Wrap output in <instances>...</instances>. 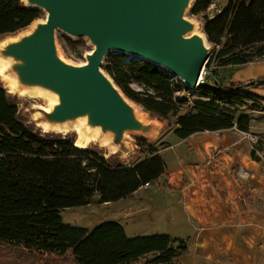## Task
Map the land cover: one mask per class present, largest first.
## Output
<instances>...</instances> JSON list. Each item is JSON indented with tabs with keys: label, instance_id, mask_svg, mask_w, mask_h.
I'll return each mask as SVG.
<instances>
[{
	"label": "trees",
	"instance_id": "1",
	"mask_svg": "<svg viewBox=\"0 0 264 264\" xmlns=\"http://www.w3.org/2000/svg\"><path fill=\"white\" fill-rule=\"evenodd\" d=\"M212 2L195 0L191 14L200 18L213 46L205 67L220 85L195 87L200 97L188 111L179 112L187 100L176 93L191 88L166 68L119 51L108 54L101 66L127 98L158 118L173 117L171 129L180 139L234 125L246 132L250 117L239 106L261 109L260 103L247 104L241 89L223 85L218 70L264 60V0H226L210 16ZM40 16V8L26 7L22 0H0V35ZM252 87H264V78L247 88ZM137 145L143 157L128 166L115 154L104 156L77 147L68 136L34 130L19 119L15 102L0 85V250L11 252L2 264H31L32 258L38 264H176L187 250L183 239L166 233L130 237L116 220L91 228L62 222L60 212L66 208L126 198L164 174L166 163L158 153L163 142L138 137Z\"/></svg>",
	"mask_w": 264,
	"mask_h": 264
},
{
	"label": "crops",
	"instance_id": "2",
	"mask_svg": "<svg viewBox=\"0 0 264 264\" xmlns=\"http://www.w3.org/2000/svg\"><path fill=\"white\" fill-rule=\"evenodd\" d=\"M226 69L228 84L264 78V60ZM251 89L264 98V87ZM252 127L198 131L183 139L172 129L162 131L152 143L163 142L158 153L164 174L126 198L102 203H123L110 220L124 229L130 224L133 236L141 231L183 239L187 250L176 264H264V150L251 140ZM131 153V159L119 155L120 161L130 166L142 159Z\"/></svg>",
	"mask_w": 264,
	"mask_h": 264
},
{
	"label": "water",
	"instance_id": "3",
	"mask_svg": "<svg viewBox=\"0 0 264 264\" xmlns=\"http://www.w3.org/2000/svg\"><path fill=\"white\" fill-rule=\"evenodd\" d=\"M188 1L29 0V4L46 10L48 19L33 36L12 48L24 60L23 64H13L14 72L21 83L40 82L62 92L61 106L51 116L92 108L93 121L117 136L122 135L124 127L150 131V126L139 125L133 119L131 106L121 99L112 79L101 71L103 57L109 49H114L166 68L190 88L208 85L202 74L209 52L200 37L185 36L188 23L182 13ZM56 29L91 39L94 47L91 55L86 54V65L72 67L57 58ZM209 76L215 85H220L212 74ZM256 82L237 84L234 89ZM48 117L45 112V118Z\"/></svg>",
	"mask_w": 264,
	"mask_h": 264
},
{
	"label": "rangeland",
	"instance_id": "4",
	"mask_svg": "<svg viewBox=\"0 0 264 264\" xmlns=\"http://www.w3.org/2000/svg\"><path fill=\"white\" fill-rule=\"evenodd\" d=\"M24 5L26 7H35L40 8L41 10V16L37 19H35L29 26H26L23 29H20L18 31L3 34L0 35V43L4 41H10L18 39L23 34H26L32 26L40 21H43L46 17V10L39 7L36 4H29L27 0H22ZM195 0H189L187 5L183 9L182 17L183 19L188 23V28L185 31L186 37H192L197 36L200 37L205 44L206 49L209 52L208 58L212 53L213 46L208 43V41L205 38V35L202 32V22L198 16H194L191 14V8L193 6ZM225 0H213V2L210 4L209 9L207 12L210 11L212 8L211 6H217L221 8L224 4ZM210 14V12H209ZM70 40H77V44H73L67 41V39ZM54 43H55V52L57 55V58H59L63 63L72 66V67H81L86 62V54L91 51L94 47L93 42L91 39L86 36H72L68 35L61 29H56L54 31ZM114 49H109L103 57V62L106 59V56L112 52H114ZM1 53V52H0ZM129 58H139L138 56L127 54ZM0 61L4 60L3 56L0 54ZM13 64H15L13 61L11 64L6 66L4 69H0V85L6 90V92L11 96V99L15 102L17 109H18V117L19 119L29 127H31L34 130L40 131L42 133H51L54 135H61V136H68L73 141H76L77 138V132L73 130H69L68 132H64L63 130L58 129H46L42 126L43 121L45 120V112L44 107H46L50 103V97L52 95V92L45 90L43 93V96H36L35 98L29 96L26 93H21L18 91H9L8 88V78L13 77L14 78V69ZM250 64V63H248ZM220 68L218 71L220 73V78L222 79L223 85H237L236 81L229 82L228 80L230 77V70L226 69V67ZM106 76H108L103 70H101ZM205 73L202 74V78L208 81V83L212 86L215 85L212 78L209 76L211 72L210 68H206L204 66ZM174 76V75H173ZM109 77V76H108ZM176 80L183 83L177 76H174ZM7 83V84H6ZM15 84L17 88L20 89V87H24V85L20 84L17 80L15 81ZM24 84V83H23ZM184 84V83H183ZM7 85V86H6ZM131 87L136 90H142V87L139 86L136 83H132ZM118 88V87H117ZM119 89V88H118ZM120 90V89H119ZM121 91V90H120ZM241 91L247 95V104H250V102L254 101L261 104L260 110H252L249 109V107L245 105L239 106V112H244L250 117V126L253 125V127L250 129L251 133L254 135V143L257 144V146L264 150V98L259 96L254 92L251 88H242ZM122 95L126 99L127 103L132 107V109L138 114L139 116H143V125L150 126V133L145 134H139V133H132L124 131L122 135H115L113 132L108 134L110 136V139L106 143L100 142V139L94 137L89 140L87 143V147L93 148L102 154H115V156L118 157L120 160L119 155L123 154L124 158L131 159L133 150L137 152L135 156L138 158L143 157V153L139 152L140 148L137 145V138L143 137L148 142H153L152 140L159 136L162 131L171 129L173 126L174 118L169 117L167 119H161L153 114H151L149 111L145 110L140 105L136 104L132 100L126 97V95L121 91ZM25 94V95H24ZM176 95L179 98H186V103L183 104L179 108V112L183 113L190 109L192 106V102L195 98L200 97V94L194 90V88H191L190 91L186 90L181 93H176ZM160 128V130H159ZM157 130L159 132H157ZM121 162H127V161H121ZM123 205V203H116L114 202L113 205H104V204H97V203H90L88 205L83 206H77V207H70L62 210L60 212L62 222L66 224H71L75 226H83L87 228L93 227L95 224L99 223L100 221L110 220L112 218L113 211L117 209L119 206ZM121 221V220H120ZM125 220H122L123 223ZM128 223V222H127ZM126 233L128 236H133L135 233L134 228L128 224L126 226ZM147 231V230H145ZM138 233H141L140 235L149 234L146 232L139 231ZM2 248V247H0ZM6 250H0V264H2V261L7 259L6 257L11 256V252H8L6 254ZM11 251V250H9ZM7 255V256H6ZM9 260L13 261L12 258ZM31 261V264H38L39 259L38 258H32L29 259ZM6 261V260H5ZM224 264H235L232 260H224Z\"/></svg>",
	"mask_w": 264,
	"mask_h": 264
},
{
	"label": "bare ground",
	"instance_id": "5",
	"mask_svg": "<svg viewBox=\"0 0 264 264\" xmlns=\"http://www.w3.org/2000/svg\"><path fill=\"white\" fill-rule=\"evenodd\" d=\"M29 2V0H27ZM48 19V12H46V17L43 21L35 23L32 28L29 29V31L26 34H23L18 39L10 40V41H4L0 43V54L3 56L4 60L0 61V69H4L8 64L10 65L13 61L14 63H22L24 62L23 58L20 57L15 51L12 50L13 47H15L18 43L25 40L26 38H30L35 34L38 27L42 24H45ZM33 22V21H32ZM31 22V23H32ZM30 23V24H31ZM29 24V25H30ZM28 25V26H29ZM204 43V41H203ZM205 45V44H204ZM13 53H12V52ZM2 52H7V55H3ZM93 51H89L88 55H91ZM1 60V59H0ZM88 63L87 59L84 63L85 65ZM13 77L8 78V88L9 91H18L21 93H26L29 96L36 97L38 95L43 96V92L45 90H48L52 92V95L50 97V103L44 107V112H46L49 117L45 118V120L42 123V126L46 129L53 128L58 130H63L64 132H68L73 128L77 132V138L75 141V145L77 147L85 148L87 147V143L90 139L96 137L100 139V142L106 143L108 139H110V136L108 134L112 133L111 129H103L101 123H96L93 121V115H94V109L88 108L83 112L80 113H74L71 112L70 114L66 116H51L54 114V112L61 106L62 103V92L58 90L57 88L51 86H45L41 84L40 82L37 83H27L23 84L21 83L18 75L15 73ZM108 80H110L108 77H106ZM18 81L20 84L24 85V87L17 88L15 81ZM6 85V86H7ZM116 90L118 91L119 95L121 96V99L126 103V99L122 95L121 91L115 86ZM25 95V94H24ZM127 104V103H126ZM128 105V104H127ZM132 112L133 119L140 124L143 122V116L136 114V112L130 107ZM122 131L132 132V133H139V134H145L146 132H143L138 127H124L122 128ZM108 133V134H106ZM147 133H150V131H147Z\"/></svg>",
	"mask_w": 264,
	"mask_h": 264
},
{
	"label": "built area",
	"instance_id": "6",
	"mask_svg": "<svg viewBox=\"0 0 264 264\" xmlns=\"http://www.w3.org/2000/svg\"><path fill=\"white\" fill-rule=\"evenodd\" d=\"M212 8L210 9V16L213 15V10L219 11V7L217 6H211ZM251 140H254V138L252 137ZM148 183H145L143 186H147Z\"/></svg>",
	"mask_w": 264,
	"mask_h": 264
}]
</instances>
